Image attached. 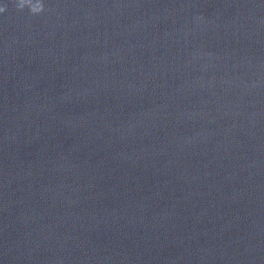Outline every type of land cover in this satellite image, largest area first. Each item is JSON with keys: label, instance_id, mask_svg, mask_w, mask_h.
<instances>
[{"label": "water", "instance_id": "water-1", "mask_svg": "<svg viewBox=\"0 0 264 264\" xmlns=\"http://www.w3.org/2000/svg\"><path fill=\"white\" fill-rule=\"evenodd\" d=\"M0 9V264H264V0Z\"/></svg>", "mask_w": 264, "mask_h": 264}, {"label": "clouds", "instance_id": "clouds-1", "mask_svg": "<svg viewBox=\"0 0 264 264\" xmlns=\"http://www.w3.org/2000/svg\"><path fill=\"white\" fill-rule=\"evenodd\" d=\"M21 5H23V4H21ZM41 10L42 9L40 8L39 11H41ZM0 11H3V9H0ZM39 11H36V10L33 9V12H39Z\"/></svg>", "mask_w": 264, "mask_h": 264}]
</instances>
